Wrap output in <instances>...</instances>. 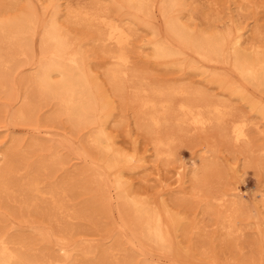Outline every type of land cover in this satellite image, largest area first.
Segmentation results:
<instances>
[{
  "label": "rangeland",
  "instance_id": "obj_1",
  "mask_svg": "<svg viewBox=\"0 0 264 264\" xmlns=\"http://www.w3.org/2000/svg\"><path fill=\"white\" fill-rule=\"evenodd\" d=\"M123 2L59 0L56 18L82 48L90 70L110 98L113 115L106 119L105 125L115 147L145 157V166L129 163L121 171L130 192L149 199L163 212L167 207L182 218V225L175 226L173 231L176 235L173 246L166 250L141 241L131 211L118 197L115 185L118 170L102 176L94 171L99 152L90 133L96 125L75 128L67 116L60 113L55 100L36 96L30 75L35 73L42 56L39 47L42 23L29 39L30 50L17 57L13 66L9 64L8 70L0 68V173L4 174L9 186L8 190L0 189V235L11 249L25 253L31 260H53L54 264L125 261L133 264H264V207L259 204L261 196L258 194L259 189L264 192V117L249 102L231 92L226 83L211 81L210 77L201 74V70L187 66V62L191 59L202 63L206 74L216 72L215 75L239 86L261 103L264 102V90L240 75L233 66L231 55L229 60L222 58L212 62L204 61L192 50H186V56H182L186 59L155 57L152 42L157 38V32L165 39L172 37L167 33V19L161 10L163 0H150L147 5L150 12L146 9L139 13L136 24L131 25L136 33L125 48L129 56L127 65L123 66L126 74L122 81L125 84L122 82V89L117 91L109 77V69L118 63L106 53L113 44L107 46L100 41L97 26L83 22L81 18L78 20L74 14L79 10L94 13L99 8L106 10L111 18L129 23V19L134 18L133 11L125 6V0ZM92 7L96 10L92 11ZM30 8L40 15L37 14L39 19L42 16L43 23L54 17L51 0H0V19L18 16ZM180 13L195 30L225 31L234 22L241 21L244 30H248L243 47L253 45L250 47L253 49L256 44L264 50V0H187ZM0 46L5 47H0L2 53L7 50L4 41ZM174 60L178 62L173 63ZM180 85H184L187 92H178L173 97L175 107L184 100L197 103L201 97L224 102V110L228 112L224 120L220 124L213 121L204 127L191 121L178 125L173 118L184 115L177 112L172 118L175 121L169 120L155 127L145 119V127L142 126L138 111L141 98L157 99V89ZM196 90L202 91L203 96ZM28 105L32 110L28 119L16 118L17 110ZM147 110L145 108V112ZM236 118H245L249 122L247 141H236L232 136L231 128ZM159 135H168L172 139L170 147L165 148L161 156H157L155 146ZM210 147L212 151L205 154ZM195 168L199 172L198 178L194 174ZM32 178L39 180L40 192L33 193L28 189ZM238 189L241 198L236 196ZM53 191L62 199L60 209L54 206ZM215 195H225L226 203L222 205L215 200ZM235 210L238 214L234 213L237 214L234 224L224 221V215ZM122 215L129 225L125 230L119 225ZM128 236L135 242H130ZM58 241L73 245L72 257L58 250Z\"/></svg>",
  "mask_w": 264,
  "mask_h": 264
},
{
  "label": "bare ground",
  "instance_id": "obj_2",
  "mask_svg": "<svg viewBox=\"0 0 264 264\" xmlns=\"http://www.w3.org/2000/svg\"><path fill=\"white\" fill-rule=\"evenodd\" d=\"M58 1L59 0H51V4L54 7V17L51 18L52 20L50 21L45 20V23H43L44 20H42V16L40 17V19L42 20L40 22V19L38 17L39 14H35L32 8L22 11L18 16L13 15V18L9 17L6 19H0V40L2 41V43L4 41L7 45V50L3 53L1 51V48H3L4 46H0V68H7L8 70L9 64H14V61H16L17 57L21 56L23 53L25 54L26 50H30L31 44L29 39L34 36L35 31H37L36 27L38 26V24L40 23L41 26L42 23L43 30L41 31L42 36H40L41 45L39 46L41 47L40 49L42 52V56H40L39 52V56L41 57V59L36 66V71L33 76L31 77L30 75V81L33 82L34 87H32L34 88L36 96L38 95L42 99L52 98L53 100H55L59 106L60 113L65 114L68 120L73 124L75 128L88 124L96 125L90 133L91 140L99 152V156L97 158L98 162L96 161L95 165L93 166L94 171L97 172L96 174H98V176H102L114 169L118 170L117 173L119 172V174L116 176L115 179V185L119 191L118 197L121 198L124 207L131 211L133 220L135 221L133 223H136L137 225L139 239L143 242H149L154 245H157L161 249L171 248L174 243L173 231L176 227L182 225V218L178 214L175 215L171 213L170 210H168L169 208L167 207H165V212H163L156 205H154V203H151L149 199L145 200V198L143 199L138 195H133V193L130 192L128 186L126 185L127 182L123 180V174L121 172L123 167L126 165H130L129 163L132 164L136 162L138 167H143L145 166V157H137L136 154L126 153L118 147H115L112 136L110 135L111 133H108L105 125L106 119L112 114L113 111V106L111 104L110 98L104 92V89L101 88V85L99 84L101 81L99 82L98 77L96 78L90 70L82 48L77 45L78 43H76L72 37H70L69 33H67L68 31H66V29L59 23L58 19L56 18V15L59 11ZM148 1L150 0H125V6H127V8H130L131 11H133L131 15L134 16L133 19L128 18L130 20L129 23H125L123 22V20L121 21L116 18H111L106 14V10L100 11V9L98 8V11L94 9L95 7H92V11L96 10L94 13L82 10H79V12L75 13L73 10V14L75 13L74 15L75 17H78V20L79 18H81V21L87 22L89 24H95L97 26V36L100 41L105 43L107 46L113 44L112 48L114 50L112 48H107L106 53H108L113 59H116L118 63V66L109 69V77L117 91H120V89H122V82H124L122 81V79L126 74V71L125 69H123V66H126L129 61V56L126 53L125 48L130 43L133 34L136 33L135 31L133 33L134 29L132 30L131 25L136 24V19L139 17V13L146 12V9H151L147 8ZM186 2L187 0H163L161 10L164 15V18L166 17L167 19V33H169V35H171L170 37L172 38L165 39L163 37H160L159 33L157 32V38L152 42L154 46L153 55L158 59L170 58V60H176L179 57L183 58L182 56H186V50H192L193 53L198 54L199 56H201V58L204 59V61L207 60L208 62H212L222 58L229 60V55H231L230 57L231 61L233 62V66L240 73V75L253 85L261 88L263 91L264 50L257 48L256 44L254 45L255 47L253 49H251L253 45L252 47L249 46V48L243 47V44L246 42L244 36L248 30H244L245 28H243V26L240 24L241 21L236 24L234 22V25L230 26L225 31L217 30L214 28L211 31L195 30L194 28H192L191 25H189V23L183 20L180 13L185 8ZM45 9H48V7ZM88 11L91 10L88 9ZM45 12H48V10ZM71 36L74 35L72 34ZM114 45L116 46V48H114ZM175 60L173 63L178 62H176ZM188 60L189 59H187V61ZM201 64H198V62H195L194 60L191 61V59L187 62V66H189L190 68L201 70V74L206 75V77H210L211 81L217 82L218 80L223 85H225L226 83V86L231 92L236 93L241 99L249 102L251 104V107L264 117V102L261 103L259 101H256L254 97H252L239 86H233L232 84L227 83L225 79L219 77V75H215L216 72L214 71H212L214 72L213 74H206V70H202L203 65ZM56 76H58L59 78H56ZM178 92L186 93V87L184 85H180L171 86L167 89H157L156 94L157 97L159 96V98H150L148 100H145V98H141L138 110L140 114L141 125L145 127L146 119L148 123L154 125L155 127H160L169 122V120H176L175 123L178 125H181L185 121H191L193 122V124L195 123L196 125L204 127L207 124L212 123L213 121L220 124L224 120V117L228 114V112H225L224 110V107H226L224 102L207 99L205 97H201L200 101H198L197 103L191 102L189 100H184L182 102L180 101V103L177 104V107H175L173 97ZM196 92L203 96L202 91L196 90ZM29 105L25 108L18 109L15 114L16 118L22 120L28 119L32 111L31 108H29ZM145 108H148L149 110L145 112ZM177 112H180L181 115L183 114L184 117H174L175 113ZM172 118L175 120H173ZM238 118H236L237 120L234 122L231 128L232 136L236 141H247L249 139V122L245 118ZM171 143L172 139L170 136L159 135L155 139L157 156H161L162 154H164L165 148H169ZM262 149L264 151V146ZM210 151H212L211 147L205 152V154L209 153ZM100 162H102V165H100ZM208 164L209 163L207 162V165ZM194 174L196 178H198V169L195 168ZM5 178L6 177H4V174L0 173V189L8 190L9 186ZM28 189L33 193L40 192L39 180L36 178H32L28 182ZM53 192H51V194ZM56 194L54 192L53 196L55 198L53 199V203L57 209H60L63 207V202L61 197ZM258 194L261 196V202H259L260 200L257 198L259 200L258 202L264 207L263 190L259 189ZM236 196L239 198L243 197L240 189H238V191L236 192ZM224 197L225 195L219 197L216 196L215 200L220 201L223 205L224 203H226V198ZM234 203L238 204V202L235 201ZM261 205H258V208L259 206L261 207ZM237 211L238 210L232 212L233 214H227V212H225V214L227 215H224V221H229L230 223H233L235 221V218L237 217ZM234 213L237 214L235 215ZM119 225L124 230L127 229L126 227H129L127 218L125 216L122 215V223ZM230 225L232 224H229V226ZM235 227L237 228V226ZM229 231L231 230L229 229ZM59 240L62 239L60 238ZM129 241L132 243L135 242L134 238L131 236L129 237ZM58 242L60 243L59 245L57 244L58 250L63 251L69 257H72V250L74 248H72L73 245L71 246V244L67 241ZM54 263L55 262L53 260H31L29 256L25 255V253L23 254L19 251L11 249L7 240L0 235V264ZM116 264L133 263H131L130 261H125L117 262Z\"/></svg>",
  "mask_w": 264,
  "mask_h": 264
}]
</instances>
